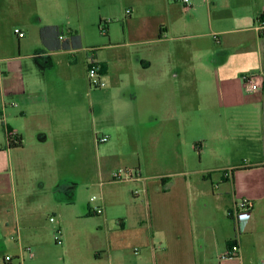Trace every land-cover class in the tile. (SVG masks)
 Segmentation results:
<instances>
[{"label": "crops", "instance_id": "obj_1", "mask_svg": "<svg viewBox=\"0 0 264 264\" xmlns=\"http://www.w3.org/2000/svg\"><path fill=\"white\" fill-rule=\"evenodd\" d=\"M22 1L34 7H58L69 0ZM163 1L169 15L172 8L182 6L177 20L163 28L164 33L185 34L173 39L181 43L169 44L172 40L160 36V29L158 36L152 34L136 4L141 26L125 33L122 42L105 47L111 55L84 57L87 69L88 62L97 68L105 83L102 89L93 91L88 85L85 92L84 82H78L70 68L55 69L53 57L74 50L31 54L22 45L25 51L20 49L11 56L8 68H0L4 122L0 135V209L9 214V219L0 223V244L14 235L18 243L12 254L0 250V264H8L6 256H11L10 264H19L23 245L41 254L38 229L27 204L50 191H29V181L41 179L31 174L29 167H52L75 157L74 149L87 131L91 139L94 134L95 152L101 154L100 178L111 179L123 164L139 177L142 162L153 158L149 148L155 141L161 143L162 137L167 140L161 143L166 150L162 159L169 168L157 176L160 188L147 189V226L136 231V224L131 229L121 219L119 230L107 228L102 256L95 254L88 262L77 258L73 264H264V187L250 192L243 178L248 170H264V162L222 169L215 191L184 188L190 186L193 175L218 171L194 167V156L200 157L204 150H211L212 157L219 159L221 143L224 147L239 144L259 158L264 155V88L247 93L241 80L250 73L264 75V34L257 26L264 0H191L188 9L180 2ZM237 52L242 58L231 62V54ZM94 117L103 121L105 134L101 137H107L105 143L96 142ZM238 123L244 125L237 129ZM160 126L164 127L161 135L156 131ZM6 129L20 137V147L9 149ZM140 131L145 133L141 138ZM127 155L133 157L134 164L128 162ZM24 172L30 178L20 184L16 177ZM138 177L135 183L141 182ZM60 183L56 188L63 191L53 192H64L69 186ZM38 184L41 190L46 188L44 178ZM227 186L232 187V197ZM243 197L251 207L236 215L232 209L237 198ZM104 203L102 200L99 206L105 207ZM89 212L94 215V210ZM23 213L24 221L19 216L22 218ZM102 220L107 225L108 215ZM233 239L237 240L238 257L222 259ZM28 258L35 260L34 255Z\"/></svg>", "mask_w": 264, "mask_h": 264}, {"label": "rangeland", "instance_id": "obj_2", "mask_svg": "<svg viewBox=\"0 0 264 264\" xmlns=\"http://www.w3.org/2000/svg\"><path fill=\"white\" fill-rule=\"evenodd\" d=\"M136 4L141 8L142 22L152 34L157 36L159 29L161 27L165 29L170 21H176L183 10L182 6L178 5L172 8L169 15L163 0H69L58 7L53 4H37L34 7L22 0H0V68L2 70L8 68L9 58L18 54L19 50L23 49L22 45L31 54L43 53L38 34L40 27L55 25L70 29L79 34L80 48L72 51L71 54L62 53L53 57V63H55L57 67L55 69L58 72L70 68L73 74L79 78L78 82L81 80L84 82L86 92L89 84L87 68L83 64L84 57L87 54L89 57L96 54L98 55L97 59H100L99 56L111 55L112 51L105 47L122 42L125 33L136 31V28L141 26L140 20L136 19ZM127 10L132 11V14L128 15ZM15 30L22 31L25 36L18 39L14 34ZM105 31L107 36L104 35ZM183 35L185 34L180 31L168 33L165 30L163 33V37L172 40L169 44L181 43L173 41V39H179L178 36ZM238 54V52L231 54L230 61L235 62L241 59L242 56ZM55 60H61V62L56 63ZM90 88L93 91L102 89L91 86ZM93 124L96 126V137L105 134L102 129L103 121L99 117H94ZM240 125L244 124L238 123L235 127L238 129ZM163 128V126L157 127V133L163 134ZM88 132L85 134V138L83 137V142L80 145L78 143L74 149L75 157L66 158L60 163L53 164L52 167L46 168L42 164L29 167L31 174L41 178L39 181L32 178V183L29 181V191L50 192L39 198L36 197L38 198L37 202L27 204L30 209L28 214L33 215L38 229L37 235L40 240L38 246L41 249V254L37 255L38 253L33 247L23 245L25 247L19 256V264H73L77 258L82 262H88L95 254L103 255L108 237L107 228L119 230L121 219H125L131 229H134L136 224V231L147 226L144 213L148 204V191L161 187L160 178L157 176L169 168V165L164 164L162 159L166 150L161 143L166 144V138L162 137L161 143L153 142L149 148L153 158L142 162L141 173L139 172V177L137 175L138 178H141V182L136 181L135 183V178L114 181L98 176V169L103 165L101 154L100 151L96 154L95 144H93L95 142L94 134L91 139ZM144 134L143 131H140V138ZM0 135H2L1 125ZM102 145L105 144H100L99 147ZM217 150L220 151L219 159L212 157V152L208 149L204 150L200 157L194 156L193 165L195 168H217L218 171L210 175H193L189 181L190 186L185 185V191H215L214 187L219 184L218 177L222 174V169L252 166L255 162H264V155L259 158V155L243 145L224 147L221 143ZM127 158L131 164L135 163L131 161L132 156L127 155ZM198 158L200 159L198 160ZM117 169L125 170L126 164ZM28 174L24 172L16 179L20 180V184H22L23 181L30 178L27 176ZM43 178L46 180V188L41 190L38 183ZM243 178L245 188L250 192L261 191V188L264 187V170L257 168L248 170L243 172ZM63 182L69 185L65 191L53 192L63 191L60 187L56 188L58 183L61 185ZM229 184L231 185V181ZM15 190L18 191L17 188ZM219 191L222 190L219 189ZM226 191L232 197V187L227 186ZM242 199L245 198H237L236 204L238 205ZM102 200L105 202V207L104 205L101 207L103 213L100 215L91 214L89 210L92 211L100 207L99 204ZM198 203L201 204V201ZM209 205L212 204L209 203ZM105 214L109 218L107 225L102 220ZM24 215L25 213L22 218L19 215L20 219H23L22 221L25 220ZM50 218H52L51 221ZM6 219H9V214L0 209V223ZM234 220V218H229L230 222H234ZM58 227L61 228L60 236L57 232ZM115 235L117 234L111 237ZM58 236L62 245L55 243ZM4 240L0 244V250L3 251V254H12L13 248L16 249L18 246L16 235ZM30 254L35 256V260H29L28 255Z\"/></svg>", "mask_w": 264, "mask_h": 264}, {"label": "built area", "instance_id": "obj_3", "mask_svg": "<svg viewBox=\"0 0 264 264\" xmlns=\"http://www.w3.org/2000/svg\"><path fill=\"white\" fill-rule=\"evenodd\" d=\"M172 1L180 2L183 5V7L186 9H188L191 5V0H172ZM126 13L129 15L131 11L127 10ZM257 26H258L259 31L264 30V22H257ZM14 34L17 36L18 39L24 37V33L20 30H15ZM212 38L214 40H217V35L213 34ZM241 80H242L243 89L247 93L261 91L264 88L263 73L246 74L242 76ZM87 82L89 86L91 87H96V88L105 87V83L102 80H100V74L97 71V68L94 65L89 64V62H88V69H87ZM0 125L2 127L4 126L3 115L0 116ZM15 135L16 134L13 133L12 131L7 130V129L5 130V139H6L8 147L10 145L9 139H12ZM106 141H107V137H96L97 143H105ZM137 175H138L137 172L133 169H125V170L117 169L112 173L111 180L122 181V180L134 179V178H137ZM250 207H251L250 201H248L247 199H242L238 205L237 204L235 205L234 213L237 215L240 211H248ZM94 213L97 215H100L103 213V209L101 207H97L94 210ZM51 220L52 218H50V221ZM57 232H58V235L60 236L61 235L60 229H58ZM59 236L56 237L55 243L57 245H62V242ZM30 256L32 257L33 255L30 254ZM237 257H238V253H237L236 246H232L229 250H226L225 253L221 256L222 259H233ZM11 260L12 258L10 256H6L4 258L5 263H9L11 262Z\"/></svg>", "mask_w": 264, "mask_h": 264}, {"label": "trees", "instance_id": "obj_4", "mask_svg": "<svg viewBox=\"0 0 264 264\" xmlns=\"http://www.w3.org/2000/svg\"><path fill=\"white\" fill-rule=\"evenodd\" d=\"M257 22H264V10L257 18ZM261 32L264 34V30H262ZM163 33H164V29L161 27L160 36ZM38 34H39V41L42 46L43 53L72 51L80 48L79 34L70 29H64L59 26L49 25V26L40 27ZM104 35L107 36L106 31L104 32ZM1 115L2 113L0 111V116ZM9 144H10L9 149L20 147L21 146L20 137L15 135L12 139H9ZM232 246L237 247L236 239H233L232 241L228 242L226 250H229Z\"/></svg>", "mask_w": 264, "mask_h": 264}]
</instances>
